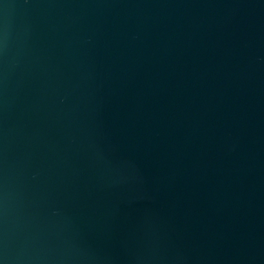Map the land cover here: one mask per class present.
<instances>
[{"label": "water", "instance_id": "water-1", "mask_svg": "<svg viewBox=\"0 0 264 264\" xmlns=\"http://www.w3.org/2000/svg\"><path fill=\"white\" fill-rule=\"evenodd\" d=\"M0 264H264V0H0Z\"/></svg>", "mask_w": 264, "mask_h": 264}]
</instances>
